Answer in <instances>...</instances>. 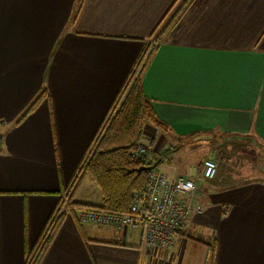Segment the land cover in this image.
Listing matches in <instances>:
<instances>
[{"label":"crops","instance_id":"1","mask_svg":"<svg viewBox=\"0 0 264 264\" xmlns=\"http://www.w3.org/2000/svg\"><path fill=\"white\" fill-rule=\"evenodd\" d=\"M177 14L140 74L167 131L146 125L141 144L174 181L215 159L182 152L221 139L217 177L198 181L202 211L170 248L71 213L39 264H264V0H0V264H25L140 54ZM241 144L256 175L223 167ZM87 176L72 202L101 207Z\"/></svg>","mask_w":264,"mask_h":264},{"label":"trees","instance_id":"2","mask_svg":"<svg viewBox=\"0 0 264 264\" xmlns=\"http://www.w3.org/2000/svg\"><path fill=\"white\" fill-rule=\"evenodd\" d=\"M178 15L174 16L161 35L172 27ZM154 50L155 48L152 52ZM147 51L148 48L145 47L81 164L80 170L91 177L101 193L102 206L93 208L118 214L129 213L134 195L146 188L152 170L159 167L162 160L160 155L154 153L148 159L137 158L133 154L143 140L146 125H151L161 132L167 131L166 126L153 113L140 85V74L144 69V66H141ZM45 97L49 98L46 92H42L26 113L32 112ZM1 147L0 134V149ZM166 155L167 153L163 157ZM74 206L77 205L72 204V207ZM63 218L64 216L57 219L56 210L36 246L27 253L25 264L40 263Z\"/></svg>","mask_w":264,"mask_h":264},{"label":"built area","instance_id":"3","mask_svg":"<svg viewBox=\"0 0 264 264\" xmlns=\"http://www.w3.org/2000/svg\"><path fill=\"white\" fill-rule=\"evenodd\" d=\"M152 50L148 49L149 54L145 56L141 68L147 62ZM133 154L137 158L148 159L151 151L148 147L139 145ZM217 174L218 163L214 159L204 160L200 170L192 169L188 177H179L174 181L168 179L157 167L152 170L146 188L134 195L130 212L127 214L112 213L87 206L70 208L68 198L72 197L79 182L76 180L70 186V194L68 195L69 191H67V195L61 199L57 208V219L74 213L80 223L91 222L117 228L141 227L143 242L147 248H170L175 244L178 231L186 226L189 215L192 212L202 211L196 202L198 181L201 179L212 181Z\"/></svg>","mask_w":264,"mask_h":264},{"label":"rangeland","instance_id":"4","mask_svg":"<svg viewBox=\"0 0 264 264\" xmlns=\"http://www.w3.org/2000/svg\"><path fill=\"white\" fill-rule=\"evenodd\" d=\"M175 13H176V11L173 14H175ZM168 24L169 23H164L163 26L157 31V33H155V37L153 38V40L154 39H156V40L155 41H151L150 40L149 41L150 43L146 45V47L149 50L155 48L156 43L158 41V38H159V36L161 34L160 32H162L166 28V26ZM147 52H146L147 55H145L146 57L149 54ZM149 126H151V125H149ZM220 141H221V139H220ZM220 141L218 140L217 142L214 141V143L208 144V148H205L203 145H198V147H196L197 149L195 150L194 153L187 155V152L184 151L180 155H181L182 159H184V157H186L185 161H187L188 164H190V163L192 164V163H196V162L200 161L201 159H203V157L206 154H207V156H209L211 154V152H215V159L214 160L218 162L219 161V157L218 156H219V153H220L219 149L221 148L220 147V145H221ZM141 145H143V144H141ZM183 150H185V149H183ZM222 153L223 152H221V154ZM224 157H225L224 158V160H225L224 163H225L226 167L229 166L231 168V165H232L233 169H235V171H234L235 173H238V174L239 173H243L244 174L246 172L248 173V171H249L250 174L253 173L254 175H256L254 173L255 170H253V168H252V167L256 166V159H257L256 158V153H255L254 149L249 144L248 145L247 144L235 145V146L229 147V149L226 148L225 151H224ZM84 175H85V172L84 171L82 172L80 170L79 173L77 174V178H75V179L77 181H79L78 179L82 178ZM87 180H90V182H92L91 181L92 179L89 176H87ZM74 182H73V184H74ZM67 191H69L68 192V195H69L70 192H71V188L68 189ZM66 192H65V195H67ZM68 199H69L68 206L70 208H72V204H73L72 197H69Z\"/></svg>","mask_w":264,"mask_h":264}]
</instances>
